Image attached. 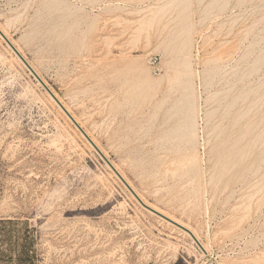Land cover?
Returning <instances> with one entry per match:
<instances>
[{
    "label": "rangeland",
    "instance_id": "obj_1",
    "mask_svg": "<svg viewBox=\"0 0 264 264\" xmlns=\"http://www.w3.org/2000/svg\"><path fill=\"white\" fill-rule=\"evenodd\" d=\"M1 30L206 252L0 38V264H264V0H0Z\"/></svg>",
    "mask_w": 264,
    "mask_h": 264
},
{
    "label": "bare ground",
    "instance_id": "obj_2",
    "mask_svg": "<svg viewBox=\"0 0 264 264\" xmlns=\"http://www.w3.org/2000/svg\"><path fill=\"white\" fill-rule=\"evenodd\" d=\"M1 33L6 37V34L1 30ZM1 38V37H0ZM13 44V43H12ZM14 45V44H13ZM15 49L17 50V52L19 54H21L22 57H24L21 53V51L14 45ZM13 52V51H12ZM175 56H176V66L174 67V77L172 78L170 85L172 86L173 84L177 83V89H172L174 90V92L178 91V88L181 92V96L179 99L176 100L175 103V107L174 109H176V111L178 113H182L183 119L181 120V124H180V129L184 132L183 136L187 137L191 132H192V127H193V122H192V117L190 116V112H191V104L189 103V98L191 97V87H190V76H191V71L189 69V63L187 58L189 57V53L187 52V45L184 41L180 42V45L175 48L174 50ZM17 58V57H16ZM18 59V58H17ZM19 60V59H18ZM20 61V60H19ZM21 62V61H20ZM22 63V62H21ZM29 66L34 70V68L29 64ZM27 69V68H26ZM35 71V70H34ZM36 72V71H35ZM36 74L39 76V74L36 72ZM55 95V94H54ZM56 97V95H55ZM60 101V100H59ZM185 101V102H183ZM61 102V101H60ZM64 106V105H63ZM67 110V112L69 113L68 109L65 108ZM251 112V111H250ZM70 114V113H69ZM72 116V115H71ZM72 118L76 121V123L78 124L77 120L72 116ZM88 136V135H87ZM91 141L93 142L94 145H96L94 143V141L91 139ZM97 146V145H96ZM98 147V146H97ZM99 148V147H98ZM100 149V148H99ZM189 163V162H188ZM116 169V168H115ZM120 176L124 179V177L121 175V173H119ZM138 196V195H137ZM139 199L141 200V198L139 197ZM142 201V200H141ZM153 210H155L156 212H158L159 214L167 217L168 219L172 220L173 222L179 224L180 226H182L183 228L187 229L190 231V229L180 223H178L177 221H175L174 219L164 215L163 213H161L159 210L149 207ZM169 223V222H168ZM184 232V231H183ZM192 233V232H191ZM186 235L189 236L188 233L185 232ZM194 235V234H193ZM194 237L196 238V240L199 242L198 238L194 235ZM194 242V241H193ZM199 244L201 245L202 249L206 252L205 247L199 242ZM202 251V250H201ZM203 253V251H202Z\"/></svg>",
    "mask_w": 264,
    "mask_h": 264
},
{
    "label": "water",
    "instance_id": "obj_3",
    "mask_svg": "<svg viewBox=\"0 0 264 264\" xmlns=\"http://www.w3.org/2000/svg\"><path fill=\"white\" fill-rule=\"evenodd\" d=\"M0 37L5 41L7 46L13 51V53L16 55V57L22 62V64L27 68L29 73L33 76V78L40 84V86L46 91V93L49 95V97L57 104V106L62 110V112L66 115V117L70 120V122L75 126V128L80 132V134L87 140V142L95 149V151L99 154V156L102 158V160L107 164V166L115 173V175L121 180V182L125 185V187L130 191V193L133 195V197L138 201V203L145 208L146 210L150 211L151 213L155 214L156 216L162 218L163 220L169 222L170 224L174 225L175 227L179 228L180 230L186 232L189 234V236L194 240V242L197 244V246L205 253V251L202 249L199 242L196 240L194 235L187 229L183 228L179 224L173 222L172 220L168 219L167 217L159 214L155 210L149 208L147 205H145L137 196V194L130 188V186L124 181V179L120 176V174L115 170V168L111 165V163L105 158V156L100 152V150L93 144L91 139L87 136V134L83 131V129L76 123V121L72 118V116L67 112V110L64 108V106L59 102V100L55 97V95L51 92V90L46 86V84L41 80V78L36 74V72L29 66V64L26 62V60L17 52L15 47L9 42V40L1 33L0 31Z\"/></svg>",
    "mask_w": 264,
    "mask_h": 264
},
{
    "label": "built area",
    "instance_id": "obj_4",
    "mask_svg": "<svg viewBox=\"0 0 264 264\" xmlns=\"http://www.w3.org/2000/svg\"><path fill=\"white\" fill-rule=\"evenodd\" d=\"M149 65L151 66V68L153 70L152 72L154 74H156L158 72V70H157V60L155 58L154 59H150Z\"/></svg>",
    "mask_w": 264,
    "mask_h": 264
}]
</instances>
